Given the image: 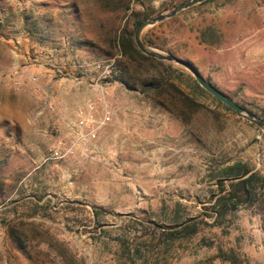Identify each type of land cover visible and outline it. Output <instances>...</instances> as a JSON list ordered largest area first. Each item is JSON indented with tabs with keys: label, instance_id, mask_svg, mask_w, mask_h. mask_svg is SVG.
<instances>
[{
	"label": "rangeland",
	"instance_id": "374dc122",
	"mask_svg": "<svg viewBox=\"0 0 264 264\" xmlns=\"http://www.w3.org/2000/svg\"><path fill=\"white\" fill-rule=\"evenodd\" d=\"M128 1L0 0V264H264V130L174 62L172 81L201 104L186 123L163 96L139 92L165 71L121 56L113 30L134 43L137 19L185 0ZM147 37L264 119V0H204L145 27ZM112 86L139 95L159 141L100 153ZM77 92L61 126L63 97ZM101 93L108 122L77 124L88 103L102 117ZM234 163L258 173L254 194L217 218V181Z\"/></svg>",
	"mask_w": 264,
	"mask_h": 264
},
{
	"label": "trees",
	"instance_id": "16d2710c",
	"mask_svg": "<svg viewBox=\"0 0 264 264\" xmlns=\"http://www.w3.org/2000/svg\"><path fill=\"white\" fill-rule=\"evenodd\" d=\"M106 4L109 5L110 2L119 3L121 7L124 9L128 8V0H105ZM116 6V5H115ZM146 19V16L137 19L134 23L136 26L141 23L143 20ZM111 47L119 52V54L125 57L128 61H143L148 62L150 65L153 66H160L165 71V76H162V71L159 70L158 78L151 79L150 81H146L143 83L142 87L139 89V92L145 93L146 90L151 89L153 94L156 97H164L170 105L174 107H178V111L176 113L177 118L186 123L188 121L189 116L186 114V110H190L192 107L198 108L201 106L200 103L193 101L186 93H184L179 87L175 85L172 81V65L164 60L156 59L151 56H147L141 53L137 47L134 45L133 41L126 37L123 32H117V29L113 30V36L109 39ZM143 42L150 46H156V43L152 41L150 38H144ZM112 54V53H109ZM155 80V81H153ZM195 80V79H194ZM196 82V80H195ZM196 85L202 91L197 82ZM161 99H157L159 104L163 105V101ZM225 106V105H224ZM226 109L231 110L229 107L225 106ZM225 178H228V183L223 181V178H219L217 183L219 185V189L224 191L223 194L217 198V203L221 206L216 209V217L220 218L225 214L224 206L227 202L233 201L232 203H241L243 201L248 200L252 194H254V181L258 178V173L256 171H251L248 167L241 165L240 163H234L226 167L224 171ZM196 225L195 223L186 224L181 227V232L183 234H192L195 232ZM177 235H173V237H177ZM232 262H234L232 260ZM235 263V262H234Z\"/></svg>",
	"mask_w": 264,
	"mask_h": 264
},
{
	"label": "crops",
	"instance_id": "0c3cea01",
	"mask_svg": "<svg viewBox=\"0 0 264 264\" xmlns=\"http://www.w3.org/2000/svg\"><path fill=\"white\" fill-rule=\"evenodd\" d=\"M81 95L82 93L77 92L63 97L66 103L61 104L65 112V115L60 118L61 126L72 122V114L76 107L82 103ZM137 96L139 95H131L125 91L121 93L114 86L109 89L108 102L115 107L112 109L113 114L110 124L99 137L100 153L105 154L112 148L115 150L121 149L123 146L121 142H125L126 146L129 147L140 140H147L148 142L159 141L158 137L160 134L155 135L157 133L155 129H158V127L150 121L151 119H148L146 116L148 107ZM116 101L118 103H115ZM57 122L60 123L58 120ZM160 128L162 127L160 126ZM158 131L161 132L159 129Z\"/></svg>",
	"mask_w": 264,
	"mask_h": 264
},
{
	"label": "water",
	"instance_id": "95a60500",
	"mask_svg": "<svg viewBox=\"0 0 264 264\" xmlns=\"http://www.w3.org/2000/svg\"><path fill=\"white\" fill-rule=\"evenodd\" d=\"M202 1H204V0H185V1H182V2L174 5L168 11H166L164 13L156 14V15L148 18V19H145L141 23H139L133 31V40H134L135 46L137 47V49L141 53H143L147 56H151V57H154V58L160 59V60L174 62V63H177V64L181 65L182 67L186 68L193 75V77L195 78L197 83L204 90H206L208 93H210L212 96H214L217 100H219L220 102L225 104L227 107L232 109L238 116L250 121L251 123L257 125L259 128L264 130V119H261L257 115L251 113L250 111L245 109L243 106H241L240 104L236 103L231 98H229L225 93H223L217 87L212 85L210 82L206 81L202 77V75L199 73V71L191 63H189L188 61H186L182 58L175 56L171 52H164V51L157 50L153 47H150V46L146 45L140 38V34L145 27L154 25L155 23H158V22H161L167 18H170L173 15H175L176 13H178L179 11L186 9L192 5L197 4V3H200Z\"/></svg>",
	"mask_w": 264,
	"mask_h": 264
},
{
	"label": "built area",
	"instance_id": "2783aa9c",
	"mask_svg": "<svg viewBox=\"0 0 264 264\" xmlns=\"http://www.w3.org/2000/svg\"><path fill=\"white\" fill-rule=\"evenodd\" d=\"M96 66L99 67V64L97 63ZM107 68H108V66L106 65L103 68V70H102L103 73H107L108 72ZM102 75H103V78H105V75L104 74H102ZM96 87H98V88L101 87L102 88V86H99V85L96 86ZM100 100L104 103V112H103L102 117L99 120L96 121V119L93 118L94 107H93L92 103H88L85 106V113H86L85 117L82 116L83 115L82 114L81 115V119L79 120V123H77V124H79L80 126H85L87 124L88 125L89 124L90 125L91 124H95V129H97V128H100L101 126L105 125L108 122V120L110 119V115H109V110H107V104H106V101H105L104 93L100 94Z\"/></svg>",
	"mask_w": 264,
	"mask_h": 264
}]
</instances>
